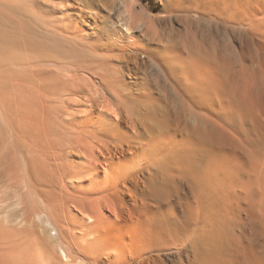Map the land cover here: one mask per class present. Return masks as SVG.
<instances>
[{
  "label": "bare ground",
  "instance_id": "bare-ground-1",
  "mask_svg": "<svg viewBox=\"0 0 264 264\" xmlns=\"http://www.w3.org/2000/svg\"><path fill=\"white\" fill-rule=\"evenodd\" d=\"M155 1L196 17L164 33L143 0L103 19L92 0H0V264H264L263 0ZM129 46L169 86L123 103L151 133H91L73 67Z\"/></svg>",
  "mask_w": 264,
  "mask_h": 264
},
{
  "label": "rangeland",
  "instance_id": "rangeland-1",
  "mask_svg": "<svg viewBox=\"0 0 264 264\" xmlns=\"http://www.w3.org/2000/svg\"><path fill=\"white\" fill-rule=\"evenodd\" d=\"M112 1L114 0H92V3L94 2L93 10L100 14L101 19L110 14L108 4L111 6ZM143 2L149 3L147 4V12L150 16L152 14V18L154 17L155 27L164 33L165 31L166 33L170 32L172 27L183 31L184 22L182 19H185V17H196L195 15L187 16L181 14L168 17L160 12L159 2L155 0H143ZM253 7L258 17L264 16V0L256 7L253 4ZM240 38L241 35L235 32L237 42L240 41ZM140 43L144 48L156 46L153 42H149L144 35L141 37ZM107 44L108 40H102V42H98L95 45L94 49L100 54V51H107L105 55H108V50L111 46ZM261 47L260 53H264V43H261ZM103 61L105 63L101 70H77L73 67V81H76L80 87L79 89H73V99L68 103L73 120L92 125L87 131L94 134H109L127 138L149 136L151 132L148 130L152 128L151 120L145 119L141 115L136 116L130 112L127 113L123 103L132 109H136L133 102L140 100L144 95L148 96L150 92H153L152 95L159 96V92L162 89L164 91L169 89L168 83L158 72L156 60L149 51L147 53L146 50L142 51L134 46H129L122 52L119 51L116 54L107 56ZM262 69L264 72V65ZM104 79H107V82L112 81L113 88L107 87L103 82ZM138 149L140 148L138 147ZM1 180L3 179H0V187L4 184L3 181L1 184ZM5 184L4 186H6ZM7 187L9 188V185ZM3 189L0 188V206H8L12 199V195L9 197L11 191L9 192V189L4 190V193H8L6 195L7 193L4 194ZM159 256L165 264H172L174 256L171 254L160 253ZM132 264L137 263L134 262Z\"/></svg>",
  "mask_w": 264,
  "mask_h": 264
}]
</instances>
